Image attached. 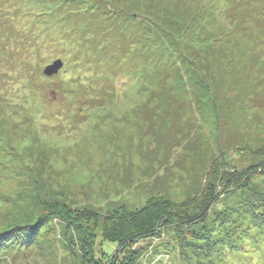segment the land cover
<instances>
[{
  "label": "rangeland",
  "instance_id": "374dc122",
  "mask_svg": "<svg viewBox=\"0 0 264 264\" xmlns=\"http://www.w3.org/2000/svg\"><path fill=\"white\" fill-rule=\"evenodd\" d=\"M261 171L264 0H0V264H264Z\"/></svg>",
  "mask_w": 264,
  "mask_h": 264
},
{
  "label": "trees",
  "instance_id": "16d2710c",
  "mask_svg": "<svg viewBox=\"0 0 264 264\" xmlns=\"http://www.w3.org/2000/svg\"><path fill=\"white\" fill-rule=\"evenodd\" d=\"M261 172L264 173V171H261ZM254 173H256V172H254ZM254 173H252V174H254ZM250 176H251V174H250ZM247 181H248V179H247ZM231 190L232 189H230V187H228L226 185V187L222 188L223 192L220 194L219 198L218 199L214 198L212 200H216V202L222 200V199H220V197L223 196V198H225L227 193L229 194V192ZM261 198L262 197H260V200H261ZM211 206L212 205H210L209 207H211ZM253 206H254L253 208H255V209H251L252 210L251 215H253V216L251 217L252 219L250 220V224H252V225L256 224L255 226L264 227V200H262L259 203V206L256 204H253ZM157 214H159V216L151 219L150 221H148L145 224L138 222V224H134V226H131V229L125 228L123 231L114 230L115 232H111L113 234V237H112L113 239H111V235L109 233L104 235V240H109L108 244L103 249L104 255L110 256L111 254H113L115 248H117L118 245H120L121 243L125 247H128L129 244L134 243L139 238V236H140V234H142V232H144L145 230L150 229L152 227L158 226L163 220L167 219V217H168L167 215L163 214L161 211L157 212ZM127 216H129V219H132L131 215H127ZM125 219H127V218H123V222H121L120 219H118L116 221H119L118 224L122 226V225H124Z\"/></svg>",
  "mask_w": 264,
  "mask_h": 264
},
{
  "label": "water",
  "instance_id": "95a60500",
  "mask_svg": "<svg viewBox=\"0 0 264 264\" xmlns=\"http://www.w3.org/2000/svg\"><path fill=\"white\" fill-rule=\"evenodd\" d=\"M60 67L59 63L54 64L52 67H48L44 74L45 75H51L57 72L58 68Z\"/></svg>",
  "mask_w": 264,
  "mask_h": 264
}]
</instances>
